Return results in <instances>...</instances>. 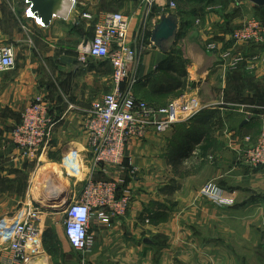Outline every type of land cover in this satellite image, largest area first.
Wrapping results in <instances>:
<instances>
[{
  "label": "rangeland",
  "instance_id": "obj_1",
  "mask_svg": "<svg viewBox=\"0 0 264 264\" xmlns=\"http://www.w3.org/2000/svg\"><path fill=\"white\" fill-rule=\"evenodd\" d=\"M7 1L14 4V2L18 0ZM72 1L73 0H70V2ZM139 1L141 7L145 6L146 10L149 9L146 3L141 0ZM170 1L174 4L172 7L169 6ZM23 2L26 9L28 4L25 0H23ZM161 2L165 5H152L153 7H150V9L160 16L161 12L157 9L162 8V11L164 10L162 14L175 17L177 29L175 35L166 43L163 42L162 44L163 48H165L164 51L167 52L166 61L164 64H158L152 69V75L157 72L158 81L165 82V80L172 81L173 79L182 80L180 79V75L177 76L176 73L165 70V67L169 65H172L180 72H186L187 59L183 57L181 51V39L184 37L187 25L189 23H196V21L194 22L195 15H193L192 12L202 13L203 11L201 10H205L218 15L223 25V29L219 34L220 37L218 36V38L225 42L227 37V43H230L232 31L236 28H242L245 24L248 25L250 20L264 25V9L248 1L167 0V4L163 1ZM16 3V11L19 13V5L21 3ZM19 18H21V16ZM148 19H150V14L147 17L146 27L143 32L144 40L140 47L137 48L135 62L130 68L129 77L121 86L122 90L125 91L127 86L133 95L134 85L136 82L142 80L141 78L138 79V75L134 77L135 70L140 66L143 53L153 46V43L150 41L151 28L149 27L148 22H150V20ZM21 25L26 29L25 24L19 20V26ZM91 28L88 27V29L85 30L87 33L85 37H90L92 35ZM213 41L214 40H205L206 49L209 52L213 50H209L207 44ZM216 42L220 46H217L218 49L215 50L217 56L214 60L217 61V67L220 70L219 73H221V77H226L225 82L223 83L222 81L220 84L223 87L219 94L212 96L203 92L192 93L190 89L186 90V86L183 89L170 86L161 92L163 94L158 97L157 104L149 102L150 100L147 98H143L142 100L150 104L166 105L180 95H184L186 97L197 98L201 103V108L194 116L174 123L166 131L154 132L150 129L145 131L142 135L130 137L126 144L124 157L119 170L123 169L124 162L128 164V168L130 167L128 171L130 175L126 178L130 188L124 187L126 179L120 171V176L124 178V183L120 186V189L128 192L130 205V201L134 199L136 195L135 184L140 182L141 186L137 187V192H140L142 198L151 199L152 202L149 207L140 210L138 215L139 224L143 226L141 227V236L143 237L141 240L142 244L147 245L146 248L149 249L148 245L155 243L154 248L159 251L157 255L153 251L142 254L143 259H146L149 264H159L160 261L161 264H164L166 260L162 257L161 252L163 253L164 250L169 247L176 249L177 246L183 245L181 232L183 215L181 212L180 199L184 193L182 190L183 183H187L189 178L190 183L196 182L198 178L204 180L197 189L196 196L199 200L210 204L206 206L207 208H211L210 206L213 205L212 207L216 206L215 208L220 212V214H218L217 210L214 208H211V210L207 212V216L213 213L212 216L215 219L213 222H206L205 229L201 232L202 237L199 239L200 246L205 249L202 251L204 264H264V164L257 166L249 164L243 153V150L246 148L244 137L248 135L252 140H256L260 131V124L257 135H252L250 132H239L240 129L245 126L244 124L241 126L239 120L252 118L260 121L259 116L264 110V45L259 46L260 43H264V35L263 41L257 43L239 42V44L234 45L233 42L230 44V47L233 46L234 51L225 57L222 54V46L225 44L223 45L222 42ZM0 45H7L13 49L11 41L1 43ZM102 61L107 62L105 60L90 57H87L84 61L78 59L79 70H89V67H101L104 65ZM159 68H163L166 72L164 70L160 71ZM104 70L106 71L103 76L109 77L107 84L110 85L111 89L106 90L102 96L113 91L112 68L110 66V69L107 68ZM215 70L216 68H213L212 71L214 72ZM149 74H147V77ZM142 82L143 80L140 83ZM38 95L43 94L39 93ZM44 99L48 105L49 114L54 121L50 111L51 103L45 96ZM32 101L29 102L26 107L31 104ZM92 104L86 121H88L91 116ZM238 104L245 105L243 111L239 110L236 106ZM234 110L240 113L239 118H237L238 121L234 122L232 125L224 124L222 120L224 115ZM199 115L201 117L205 115L211 119L210 123L198 125L199 128L203 127L200 130L197 129V125L193 121L198 118ZM215 119L217 120L215 121ZM17 124L9 130V141H11L12 131ZM193 129L198 131L193 134L191 132ZM214 129L216 132L221 130L222 135H229L232 133L231 140L233 138L235 139L234 141L237 144V152L239 154L230 149L231 147L228 146L227 140L224 137L225 141H219L212 137ZM53 130L48 148L52 147ZM202 130L205 132L200 134ZM5 145H11L17 151L18 156L23 158L21 161V169H19V173L21 170V174H18V176L24 183L23 185H19L17 196L19 194L22 195L25 188L28 189L25 196H29L32 192L31 190L34 188L35 178V181L38 180L36 185L38 187L39 185L44 187L45 183L42 184V181L47 180L51 176V171L46 170L49 166L44 168V164L46 161L55 162L52 161L53 158H50V151L46 150L45 153L41 150L26 152L16 147L12 142L5 143L0 147L6 148L7 146ZM184 145L190 146L189 151H183L185 149ZM88 149L93 161V153L89 143ZM233 151L234 155L232 154ZM216 152L223 154V157L220 160L221 167H217L215 170L216 173H214L213 163L215 162ZM240 153H243L242 158L240 157ZM190 155H192V158L190 157V160L184 161ZM194 156L196 158L193 159ZM56 183L58 184V182ZM209 183L215 184L220 189L221 195L231 197L232 202L219 204L208 196H203L201 190ZM34 197L35 196L32 198ZM1 201L4 202L5 200L1 199ZM33 207L42 211V215L43 212L49 213L45 215L43 218L44 220L41 219L36 222V228L39 229L41 233L40 251H42V254L39 256H42L44 259L42 263L95 264L91 257V252H78L69 246L64 236L65 217L63 211H55L53 209L44 210L34 203H29L26 206L20 205L14 212L7 216L0 217V221L5 219L10 220L14 215L23 214L24 211ZM213 210H216V212L214 213ZM122 216L115 219H119ZM231 216L233 217L232 219H230ZM233 220H236V223H233ZM112 222L106 225L110 226ZM230 229L233 230L230 231ZM8 238L4 241L0 239V248L9 253L10 241ZM144 239L148 241L145 242ZM65 240L68 246L65 247L66 249H63L62 243H65ZM110 258L113 257L110 256ZM175 260L178 261V264H183L180 258L176 257ZM109 263L114 264L113 262Z\"/></svg>",
  "mask_w": 264,
  "mask_h": 264
},
{
  "label": "crops",
  "instance_id": "obj_2",
  "mask_svg": "<svg viewBox=\"0 0 264 264\" xmlns=\"http://www.w3.org/2000/svg\"><path fill=\"white\" fill-rule=\"evenodd\" d=\"M161 1L167 2V0H160V4L155 5H165ZM16 2L21 3L19 13L16 11ZM66 6L68 9L62 17H55L49 25H39L34 17L27 15L26 10L29 7L26 6L25 9L23 0L15 1L14 4L7 0H0V44L11 41L15 58L13 68L0 70V146L11 142L8 140L9 130L20 121L26 105L39 93L43 94L51 103L50 111L55 122L52 147L48 149L51 153L50 158H53L52 161L55 162L46 161L44 164L51 165L46 168L51 171V176L47 179L48 183L46 180L42 181V184L45 183L44 187L42 185L35 186L34 183V188L29 196H25L28 190L26 188L24 189L25 194L23 191L22 195L17 196L19 185L24 183L18 176L21 174L19 169H21L23 158L18 156L17 151L11 145H5L6 148L0 147V217L11 214L20 205L32 204V200L39 198L38 195L43 196L44 190L48 195L60 194V191H65L72 201L80 195L88 180L100 177L99 170L92 164L85 122L92 102L99 99L106 90L111 89L107 84L109 77L103 76L106 71L104 69H110V65L102 61L104 65L101 67H89V70L80 71L77 47L83 41L93 37L94 25L104 14L120 12L132 16L127 39L136 53L137 48L144 40L143 32L148 15L150 14L148 23L151 32L160 21L161 16L166 15L162 14L164 13L162 8H160L161 10L157 9L161 12L160 16L150 9L153 6L146 10L145 6L141 7L139 0H73ZM201 11L203 12H192L195 15L194 22L196 21V23L187 25V30L181 39V51L183 57L187 59L185 88L186 90L190 89L192 93L203 92L214 96L219 94L223 87L220 84L222 81L225 82L226 77H221L217 61L214 60L217 54L215 50L209 52L206 49L205 40L222 42L226 46L229 43L226 42L227 37L225 42L218 38L223 29L220 17L212 12ZM20 16L21 18H19ZM18 19L25 24L26 29L22 25V27L19 26ZM88 27L92 29V35L85 37L87 34L85 30ZM162 44L160 46L153 44L143 53L140 66L134 74V77L138 75V79L143 80L142 83L140 80L134 85V95L141 99L147 98L150 100L149 102L155 104L158 103V97L163 94L161 92L166 90L165 87L170 84V81L167 80L165 82L158 81L157 72L152 75V69L158 64H164L167 59V52L164 51L165 48ZM263 45L264 43L259 44V46ZM167 67H165L166 71ZM213 68H216L214 72ZM159 69L160 71L164 70L163 68ZM147 74H149L148 77ZM126 88L128 87L126 86ZM239 114L237 110H234L225 114L222 120L224 124L232 125L238 121ZM242 121H245V126L240 129V133L258 134L260 121L244 118L239 120V124ZM199 126H196L197 129L203 128H199ZM232 135V133L222 135L221 130L216 132L214 129L212 137L219 141H225V138L230 149L237 152L235 139L231 140ZM185 147L190 148V146ZM242 155L243 153H240L241 158ZM191 156H188L184 161L190 160ZM222 157L223 154L215 153L214 173H216L217 167H221ZM194 158L196 157L194 156ZM127 166L128 164L124 162L121 170L125 179L130 175L128 173L130 167ZM56 178L63 186L60 188L50 187L49 180H57ZM189 181L183 183L184 193L180 199L183 215L181 229L183 245L177 246L176 249L169 247L163 253L161 252L162 257L166 260L164 264H178V261L175 260L176 257L180 258L183 264H204L202 251L205 249L200 246L199 239L202 237L201 232L205 229L206 222H213L215 219L212 216L213 213L207 216V212L211 208L216 210L217 208H215L216 206L212 207L213 205L210 206L211 208H207L206 206L210 204L199 200L196 196V191L204 180L198 178L194 183ZM140 186V182L135 184L136 195L130 201L124 216L115 219L110 226L97 223L91 227L94 240L91 257L95 264H110L109 262L114 264H149L146 259H143L142 254L150 251L158 254L159 251L154 248L155 243L148 245V249L147 245H143L141 242L143 239L141 227L143 226L139 224L138 215L140 210L149 207L152 202L151 199L140 196V192H137V187ZM124 187L130 188L127 179ZM33 196L35 197L32 198ZM225 198L231 199V197ZM1 199L5 201L2 202ZM216 210L213 212L215 213ZM217 212L220 214L218 210ZM232 218L231 216L230 219ZM7 221L9 220L5 219L0 222ZM233 223H236V220H233ZM232 230L230 229V231ZM0 239L4 241L7 238L0 236ZM62 245L63 249H66L65 247L68 246L66 240ZM0 264H14L10 259V254L2 248H0Z\"/></svg>",
  "mask_w": 264,
  "mask_h": 264
},
{
  "label": "built area",
  "instance_id": "obj_3",
  "mask_svg": "<svg viewBox=\"0 0 264 264\" xmlns=\"http://www.w3.org/2000/svg\"><path fill=\"white\" fill-rule=\"evenodd\" d=\"M26 1V0H25ZM149 7L160 4V0H141ZM29 7V3L26 1ZM174 4L170 1L169 6ZM27 15L34 17L30 7ZM39 25L40 19L34 17ZM132 16L119 12L104 14L95 24L90 40L83 41L77 48L78 58L87 57L107 61L112 68L113 91L92 104L91 116L85 123L88 143L93 153V166L100 177L88 180L80 195L63 210L65 217L64 236L69 246L78 252H91L93 235L91 227L97 223L110 224L122 216L129 205V194L121 190L124 183L119 168L122 164L126 144L130 137L142 135L147 130L166 131L174 123L186 120L200 111L201 103L195 97L180 95L166 105L150 104L135 97L129 88L121 86L129 77L130 68L135 62V52L128 41V31ZM264 25L250 20L248 25L236 28L230 35V43L222 46V54L228 56L234 51V42L263 41ZM216 41L209 42V50H217ZM15 65L13 49L0 45V70L11 69ZM243 111L245 105H236ZM260 131L256 140L245 136L243 150L246 161L254 166L264 164V110L259 116ZM55 122L49 114L43 95H37L22 114V118L12 131L11 142L29 152H46L51 141ZM119 174H117V173ZM201 193L219 204L232 200L220 194L215 184H206ZM18 216V217H17ZM13 222L9 231V254L14 264H42L41 233L36 222L41 220L42 211L29 208ZM44 260V259H43Z\"/></svg>",
  "mask_w": 264,
  "mask_h": 264
},
{
  "label": "water",
  "instance_id": "obj_4",
  "mask_svg": "<svg viewBox=\"0 0 264 264\" xmlns=\"http://www.w3.org/2000/svg\"><path fill=\"white\" fill-rule=\"evenodd\" d=\"M30 5V10L33 15L40 19L44 25H49L55 17H62L67 11L66 4L70 0H26ZM211 1V0H204ZM248 1L259 8H264V0H236ZM177 21L176 18L171 15H163L160 21L155 25L151 32L150 40L154 45L160 46L163 42H167L171 39L176 32ZM245 121L241 122V126ZM44 198V199H43ZM43 201V202H42ZM70 197L67 196V192L60 191V194L44 193L39 198L34 199L33 203L40 206L44 210L53 209L55 211H63L70 203ZM144 241H148L144 239Z\"/></svg>",
  "mask_w": 264,
  "mask_h": 264
},
{
  "label": "trees",
  "instance_id": "obj_5",
  "mask_svg": "<svg viewBox=\"0 0 264 264\" xmlns=\"http://www.w3.org/2000/svg\"><path fill=\"white\" fill-rule=\"evenodd\" d=\"M264 9V8H263ZM167 70H172L174 73H176L177 74V76H181V78L180 79H182V80H175V79H173L172 81H170V84L169 85H167V87H173V88H180V89H183L185 86H186V72H180V71H178L176 68H174L172 65H169L167 68H166ZM167 87H165V88H167ZM169 91V90H168ZM200 113V112H199ZM204 113V112H203ZM202 114V113H201ZM198 115V114H197ZM196 117V116H195ZM200 117V118H199ZM199 117L198 118H196L195 120H193L194 121V123L196 124V125H200V124H207V123H210V121H211V119H210V117H208V116H205V115H203L202 117L199 115ZM196 131H198V130H196V129H193L191 132L194 134V132H196ZM202 132H205L204 130H202V131H200V134H203ZM184 146H186V145H184ZM189 149H187L186 147H185V149L183 150L184 152H187ZM48 234V233H47ZM45 236H46V234H45Z\"/></svg>",
  "mask_w": 264,
  "mask_h": 264
},
{
  "label": "bare ground",
  "instance_id": "obj_6",
  "mask_svg": "<svg viewBox=\"0 0 264 264\" xmlns=\"http://www.w3.org/2000/svg\"><path fill=\"white\" fill-rule=\"evenodd\" d=\"M47 165H45L44 168H46ZM51 167V165H48ZM41 170V169H40ZM48 178V177H47ZM49 179V178H48ZM57 180L53 179V180H49V186L50 187H55V188H60V186H63L62 183H60L59 179L56 178ZM47 181V180H46ZM58 182V184L56 183ZM48 183V181H47ZM37 184V181H35V185ZM61 184V185H60ZM43 202V201H42ZM49 213L47 212H43V215L41 216V219H43L45 217V215H48ZM52 214V213H51ZM16 219L14 220H9L7 222H0V236H2L3 238H8V235L11 233V228L13 225V222H15ZM44 220V219H43ZM10 231V233H9ZM46 258V257H45ZM43 261V259L41 260V262ZM42 264H46V263H42Z\"/></svg>",
  "mask_w": 264,
  "mask_h": 264
}]
</instances>
